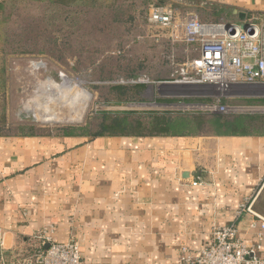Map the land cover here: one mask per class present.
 Returning <instances> with one entry per match:
<instances>
[{"label": "crops", "instance_id": "obj_1", "mask_svg": "<svg viewBox=\"0 0 264 264\" xmlns=\"http://www.w3.org/2000/svg\"><path fill=\"white\" fill-rule=\"evenodd\" d=\"M139 1L212 23L264 19V0ZM205 131L21 136L0 122V256L34 262L43 229L55 243L76 241L86 264H174L181 247L198 251L214 228L232 224L256 245L252 217L239 209L251 203L264 218V124ZM257 255L264 260V241Z\"/></svg>", "mask_w": 264, "mask_h": 264}, {"label": "rangeland", "instance_id": "obj_2", "mask_svg": "<svg viewBox=\"0 0 264 264\" xmlns=\"http://www.w3.org/2000/svg\"><path fill=\"white\" fill-rule=\"evenodd\" d=\"M147 12L139 0H9L0 14L2 126L8 133L93 131L103 114L125 112L145 125L160 115L245 116L207 109L218 98L214 91L175 86L182 64L196 52L149 25ZM192 12L203 23L214 22ZM219 96L221 104L242 108L264 91Z\"/></svg>", "mask_w": 264, "mask_h": 264}, {"label": "built area", "instance_id": "obj_3", "mask_svg": "<svg viewBox=\"0 0 264 264\" xmlns=\"http://www.w3.org/2000/svg\"><path fill=\"white\" fill-rule=\"evenodd\" d=\"M147 23L166 31L172 43L196 52L193 59L182 64L180 79L175 81V86L217 93L218 98L207 106L210 110L264 114V106L229 107L221 104L219 98L231 90L264 91V19L253 17L246 27L235 23H203L192 14L178 16L171 4H163L148 7ZM192 185L199 183L193 182ZM243 212L252 217L249 229H256V245L244 243L239 238L236 224L216 227L209 241L198 251L181 247L174 264H264L257 255L264 241V218L253 211L251 203L241 205L239 213ZM50 234L51 230L43 229L35 236L40 248L34 262L16 258L7 261L0 256V264H86L76 241L55 243Z\"/></svg>", "mask_w": 264, "mask_h": 264}, {"label": "trees", "instance_id": "obj_4", "mask_svg": "<svg viewBox=\"0 0 264 264\" xmlns=\"http://www.w3.org/2000/svg\"><path fill=\"white\" fill-rule=\"evenodd\" d=\"M9 0H5L0 4V14L3 7ZM59 1V0H58ZM120 95L126 96L125 89H116ZM124 90V91H123ZM223 103V102H222ZM245 106H264V98L247 99L243 101ZM226 105V104H223ZM134 112H125L110 117L103 114L101 119L95 125V129L81 128H61L55 131H39L36 129L21 128L19 134L21 136H42L50 135L51 132L62 136L83 135L88 137H149V136H178V135H197L206 133L205 130L212 129L215 134H227L230 130L242 131L249 126L264 124V115L254 114L246 117L227 118L221 115H215L213 118L206 119L204 116H191L179 114L175 117L170 115L152 116L149 118L147 125L134 116ZM263 126V125H262Z\"/></svg>", "mask_w": 264, "mask_h": 264}, {"label": "water", "instance_id": "obj_5", "mask_svg": "<svg viewBox=\"0 0 264 264\" xmlns=\"http://www.w3.org/2000/svg\"><path fill=\"white\" fill-rule=\"evenodd\" d=\"M239 18H240V20L244 21V19H245V14L240 13V14H239ZM247 23H248V21H246L242 26H243V27H246ZM263 53H264V31H263Z\"/></svg>", "mask_w": 264, "mask_h": 264}, {"label": "bare ground", "instance_id": "obj_6", "mask_svg": "<svg viewBox=\"0 0 264 264\" xmlns=\"http://www.w3.org/2000/svg\"><path fill=\"white\" fill-rule=\"evenodd\" d=\"M72 94V93H71ZM75 98V97H74ZM83 105V104H82ZM46 107V106H45ZM52 118H54L53 116L52 117H49V118H45L43 119L44 121H50Z\"/></svg>", "mask_w": 264, "mask_h": 264}]
</instances>
